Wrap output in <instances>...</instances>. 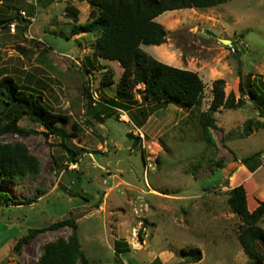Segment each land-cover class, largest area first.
Segmentation results:
<instances>
[{
    "label": "rangeland",
    "instance_id": "rangeland-1",
    "mask_svg": "<svg viewBox=\"0 0 264 264\" xmlns=\"http://www.w3.org/2000/svg\"><path fill=\"white\" fill-rule=\"evenodd\" d=\"M70 7L77 10V24L98 14L90 0H0V16H14L17 8L36 17L31 26L22 15L15 29L11 24L0 29V79L12 76L41 95L51 112L66 116L60 123L65 144L78 152V162H72L61 137L47 135L28 115L19 121L26 133L0 137L3 144L23 143L40 162L37 176L0 181L14 199L33 200L0 205V264H38L44 246L69 239L72 225L31 237L21 251L18 240L30 228L72 218L95 264H250L239 240L244 222L228 198L243 184L250 208L264 200V127L255 125L264 117L250 106L249 95L245 107L219 108L212 145L202 137L199 115L210 106L216 79L225 80L226 96L231 91L240 96V66L246 90L251 80L264 93V0H229L157 17L167 41L142 48L166 64L198 72L204 98L193 109L139 91L131 101L122 100L117 88L124 69L95 55L97 34L67 39L74 24ZM113 99L130 109L118 108L104 122L96 119ZM250 120L252 133L246 135ZM259 226L264 229V216ZM192 248H200V261L191 262L182 251Z\"/></svg>",
    "mask_w": 264,
    "mask_h": 264
},
{
    "label": "trees",
    "instance_id": "trees-1",
    "mask_svg": "<svg viewBox=\"0 0 264 264\" xmlns=\"http://www.w3.org/2000/svg\"><path fill=\"white\" fill-rule=\"evenodd\" d=\"M229 0H90L98 11L92 19L77 24L78 14L74 8L67 11L73 17V26L67 39L78 33H96L95 55L106 59L116 60L123 67V74L118 85V96L122 100H132L135 91L143 93L148 99L173 100L182 103L189 109L202 104L205 83L198 72L166 64L143 48V44L161 45L167 41V30L157 20V17L167 11L196 8L205 9L223 4ZM14 16H0V29L8 27L15 19H22L19 9L15 8ZM238 52V49L235 48ZM110 76L107 84L112 83ZM239 92L237 97L234 91L225 94V80L216 79L213 82V98L206 112L199 115L202 128V137L208 144H215L211 128L217 127L214 115L221 108L239 109L248 103L246 95L251 97L253 109L258 110L264 117V99L260 87H255L250 80V88L246 90L241 66L238 69ZM143 84L144 88H137ZM249 92V94H247ZM112 106H102L96 119L104 122L114 117L118 108L130 109L124 102L111 100ZM28 115L31 120L46 127V134H55L61 137L62 146L69 152L72 162L77 163V151L65 144L66 134L61 127V121L66 120L63 114L51 112L42 103V96L27 88L19 86L12 76L0 79V137L9 132L24 134L27 132L20 127L19 121ZM252 122H248L246 135L252 133ZM257 127H264V121H255ZM128 136L136 140L133 134ZM260 156L254 153L243 159L247 165L250 159ZM256 168H252V171ZM40 172L39 159L30 153L23 143H0V181H21L26 176H37ZM32 198L25 201L14 199L13 195L0 189V205L30 204ZM230 209L240 216L244 222L239 232V240L245 253L251 259L250 264L264 263V229L259 221L264 216V200L253 208L249 207L247 189L243 184L237 185L230 191L228 198ZM65 225H72L73 233L69 239L59 238L44 246L38 264H95L84 253L77 235V224L74 218L54 222L45 227L30 228L27 235L21 237L16 249L21 251L22 245L31 237L40 233L58 230ZM189 254L191 262L201 260L200 248L191 250L182 249Z\"/></svg>",
    "mask_w": 264,
    "mask_h": 264
},
{
    "label": "built area",
    "instance_id": "built-area-1",
    "mask_svg": "<svg viewBox=\"0 0 264 264\" xmlns=\"http://www.w3.org/2000/svg\"><path fill=\"white\" fill-rule=\"evenodd\" d=\"M21 13H22L23 17H26V18H28V19L30 20V26H31V25L33 24V22L36 20V17H35V16H34V17H32V16H27V13H26L25 11H22ZM22 15H21V17H22ZM17 20H18V19H15V20H13V21H11V22L9 23V25L11 24V26L13 27V29H15V26H16V23H17ZM230 47L233 48V50H235L233 44H230Z\"/></svg>",
    "mask_w": 264,
    "mask_h": 264
},
{
    "label": "water",
    "instance_id": "water-1",
    "mask_svg": "<svg viewBox=\"0 0 264 264\" xmlns=\"http://www.w3.org/2000/svg\"><path fill=\"white\" fill-rule=\"evenodd\" d=\"M222 41H223L224 43H230V42H231L230 39H222Z\"/></svg>",
    "mask_w": 264,
    "mask_h": 264
},
{
    "label": "bare ground",
    "instance_id": "bare-ground-1",
    "mask_svg": "<svg viewBox=\"0 0 264 264\" xmlns=\"http://www.w3.org/2000/svg\"><path fill=\"white\" fill-rule=\"evenodd\" d=\"M171 56H172V55H171ZM168 58H169V57H168ZM170 58H171V57H170ZM170 58H169V59H170Z\"/></svg>",
    "mask_w": 264,
    "mask_h": 264
},
{
    "label": "crops",
    "instance_id": "crops-1",
    "mask_svg": "<svg viewBox=\"0 0 264 264\" xmlns=\"http://www.w3.org/2000/svg\"><path fill=\"white\" fill-rule=\"evenodd\" d=\"M252 175V173H250ZM252 178V177H251Z\"/></svg>",
    "mask_w": 264,
    "mask_h": 264
}]
</instances>
